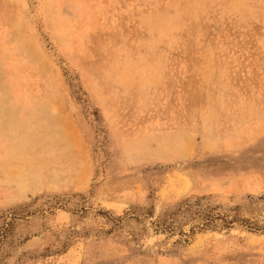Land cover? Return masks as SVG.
<instances>
[{"label":"rangeland","instance_id":"rangeland-1","mask_svg":"<svg viewBox=\"0 0 264 264\" xmlns=\"http://www.w3.org/2000/svg\"><path fill=\"white\" fill-rule=\"evenodd\" d=\"M0 264H264V0H0Z\"/></svg>","mask_w":264,"mask_h":264}]
</instances>
